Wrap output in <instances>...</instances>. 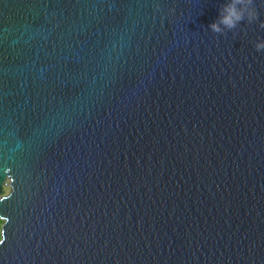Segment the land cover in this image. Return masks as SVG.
<instances>
[{"label":"water","instance_id":"1","mask_svg":"<svg viewBox=\"0 0 264 264\" xmlns=\"http://www.w3.org/2000/svg\"><path fill=\"white\" fill-rule=\"evenodd\" d=\"M225 2L0 0V264H264V0Z\"/></svg>","mask_w":264,"mask_h":264},{"label":"clouds","instance_id":"2","mask_svg":"<svg viewBox=\"0 0 264 264\" xmlns=\"http://www.w3.org/2000/svg\"><path fill=\"white\" fill-rule=\"evenodd\" d=\"M247 20L249 23L258 19V11L254 0H226L219 9L218 18L208 27L215 33H224L225 29H235L240 22ZM221 25L224 27L222 28ZM264 27V21L260 22ZM257 51L264 50V39L255 43Z\"/></svg>","mask_w":264,"mask_h":264},{"label":"rangeland","instance_id":"3","mask_svg":"<svg viewBox=\"0 0 264 264\" xmlns=\"http://www.w3.org/2000/svg\"><path fill=\"white\" fill-rule=\"evenodd\" d=\"M7 189H5L4 191H6ZM1 224H2V222L0 221V228H1Z\"/></svg>","mask_w":264,"mask_h":264}]
</instances>
